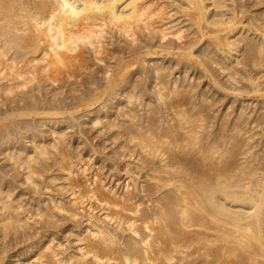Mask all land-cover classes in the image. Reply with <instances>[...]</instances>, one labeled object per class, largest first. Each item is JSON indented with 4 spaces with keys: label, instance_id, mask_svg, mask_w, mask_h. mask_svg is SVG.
<instances>
[{
    "label": "bare ground",
    "instance_id": "obj_1",
    "mask_svg": "<svg viewBox=\"0 0 264 264\" xmlns=\"http://www.w3.org/2000/svg\"><path fill=\"white\" fill-rule=\"evenodd\" d=\"M0 264H264V0H0Z\"/></svg>",
    "mask_w": 264,
    "mask_h": 264
},
{
    "label": "rangeland",
    "instance_id": "obj_2",
    "mask_svg": "<svg viewBox=\"0 0 264 264\" xmlns=\"http://www.w3.org/2000/svg\"><path fill=\"white\" fill-rule=\"evenodd\" d=\"M106 171H107V170H106ZM106 171H105V172H106ZM111 176H113V175H111ZM109 177H110V175H109ZM115 177H116V176H114V179H116V178H117V177H116V178H115ZM112 179H113V177H112Z\"/></svg>",
    "mask_w": 264,
    "mask_h": 264
}]
</instances>
